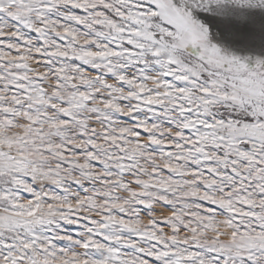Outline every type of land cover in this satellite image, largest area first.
Instances as JSON below:
<instances>
[{"label":"snow or ice","instance_id":"snow-or-ice-1","mask_svg":"<svg viewBox=\"0 0 264 264\" xmlns=\"http://www.w3.org/2000/svg\"><path fill=\"white\" fill-rule=\"evenodd\" d=\"M264 0H0V264H264V58L202 18Z\"/></svg>","mask_w":264,"mask_h":264},{"label":"water","instance_id":"water-1","mask_svg":"<svg viewBox=\"0 0 264 264\" xmlns=\"http://www.w3.org/2000/svg\"><path fill=\"white\" fill-rule=\"evenodd\" d=\"M202 18L212 29L216 26L219 30V37L231 40L223 45L232 53L248 57V59L262 53L264 49V7L242 8L229 5L226 12H205ZM246 30L247 34H245Z\"/></svg>","mask_w":264,"mask_h":264},{"label":"rangeland","instance_id":"rangeland-1","mask_svg":"<svg viewBox=\"0 0 264 264\" xmlns=\"http://www.w3.org/2000/svg\"><path fill=\"white\" fill-rule=\"evenodd\" d=\"M210 28V30H211V27H209ZM216 29V28H215ZM211 32H212V39H213V41L215 42V43H217L218 45H220L221 47H223V48H226L220 41H217L216 39H215V37H214V35L213 34H217V35H219V30H211ZM234 54H236V53H234ZM238 55V54H237ZM257 57H261V58H264V52H262V54H258L256 57H254V58H249L248 59V62H249V64L250 65H254V63H255V59L257 58Z\"/></svg>","mask_w":264,"mask_h":264},{"label":"bare ground","instance_id":"bare-ground-1","mask_svg":"<svg viewBox=\"0 0 264 264\" xmlns=\"http://www.w3.org/2000/svg\"><path fill=\"white\" fill-rule=\"evenodd\" d=\"M214 12H215V11H213L212 13H214ZM205 23L207 24V22H205ZM207 25H208V24H207ZM213 27L216 28V26H213ZM215 28H214V29H215ZM245 28H247V27H245ZM247 33H248V31L246 30V31H245V34H247ZM219 38H220V40H221L224 44H225V43H228V42L231 41V40L229 41L228 38H227V40H225V38H223V39H222L221 37H219ZM217 39H218V38H217ZM241 48H242V47H241ZM262 52H264V49L262 50ZM261 54H262V53H261Z\"/></svg>","mask_w":264,"mask_h":264},{"label":"flooded vegetation","instance_id":"flooded-vegetation-1","mask_svg":"<svg viewBox=\"0 0 264 264\" xmlns=\"http://www.w3.org/2000/svg\"><path fill=\"white\" fill-rule=\"evenodd\" d=\"M211 30H216V29H212L211 28ZM214 35V37H215V39L217 40V41H220L222 44H223V42L220 40V38H219V35H217V34H213ZM218 38V39H217Z\"/></svg>","mask_w":264,"mask_h":264}]
</instances>
